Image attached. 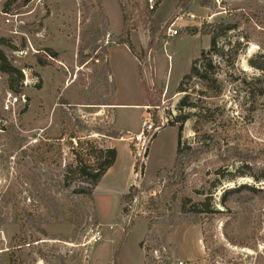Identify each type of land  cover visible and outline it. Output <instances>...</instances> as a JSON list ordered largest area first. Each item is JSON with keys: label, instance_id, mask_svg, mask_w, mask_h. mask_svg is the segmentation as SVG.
<instances>
[{"label": "rangeland", "instance_id": "374dc122", "mask_svg": "<svg viewBox=\"0 0 264 264\" xmlns=\"http://www.w3.org/2000/svg\"><path fill=\"white\" fill-rule=\"evenodd\" d=\"M8 1L0 38L24 80L21 103L5 111L0 71V264H264V80L250 63L264 58V0H156L154 10L125 0L129 23L119 0ZM224 26L233 29L209 56L217 85L192 79L179 93L211 49L201 31ZM187 95L196 108H180ZM187 115L182 142L202 151L174 185ZM147 119L162 128L140 158L128 134ZM108 148L117 165L87 198L67 166L93 165L91 149Z\"/></svg>", "mask_w": 264, "mask_h": 264}, {"label": "trees", "instance_id": "16d2710c", "mask_svg": "<svg viewBox=\"0 0 264 264\" xmlns=\"http://www.w3.org/2000/svg\"><path fill=\"white\" fill-rule=\"evenodd\" d=\"M20 0H9L7 4H18ZM31 0H24L25 3H29ZM184 0L181 1V3ZM125 0H119L124 19L126 23L131 22L130 14L128 13V9L124 4ZM163 2V0H160V5ZM158 9V7H157ZM157 9L155 11L150 12V16H154L157 12ZM7 10H9L7 8ZM233 29L232 26H224L221 29H215V31H211L204 29L201 31L202 34L211 36V49L209 51H202L200 58L194 61L190 73L185 77L183 84L181 85V88L179 90V93L186 92L184 90V84L185 82H188L192 79H198L199 81L203 82L204 84H207L208 89L211 90L215 85H217V79L213 76V78H210L208 76V73L210 70L215 71V66L213 65L212 60L209 58V56L215 52L216 50V43L217 40L222 37L226 32L231 31ZM197 30L192 31V34H196ZM125 35L127 37V40L122 42L124 44H127L131 50V52L136 56V58L140 62L139 70L140 73L142 72V64L141 61L143 60V56L139 54L133 45L132 41L130 40L131 35V29L126 28L125 29ZM8 46V42L6 39L0 38V71L8 76V87L9 89L14 92L17 95L22 94V88H23V80L24 76L16 69L12 63H10L6 57V54L3 50V48ZM240 51L239 47L235 49L234 56L238 54ZM216 54L218 56L224 57L225 53L221 51L220 49L216 51ZM86 57V56H85ZM251 66L256 68L257 70H260L263 74V80H264V58L258 59V60H252ZM199 64H204V70L202 71L199 67ZM261 80H258L260 82ZM264 84V83H263ZM180 108L181 109H194L195 104L190 101V95H187L181 102H180ZM190 116H184L180 117L178 119V123H181V128L179 131V142H178V149H177V155H176V163L174 168V173L171 177L172 183L174 185L179 184L182 180L185 178V172L186 167L190 163H192L194 160L198 158V156L201 154L202 147H196L193 148L192 146L182 142V136L181 132L183 130L182 125L189 119ZM154 121L156 124H159V119L157 117H154ZM211 137H208V140H210ZM213 147V145L208 146ZM93 155H97L95 157V163L93 165H77L73 167V165L68 164L67 166V174H74L75 177L79 176V183H80V191L78 193L83 194L87 198H92L93 191L96 189L98 184L103 180V178L106 176L108 171L114 167L116 164L117 158H118V151L114 148H108L101 151H95L91 149ZM78 164V163H77ZM251 177L255 178L256 180H260L256 178L254 175H250ZM264 179V177L262 178ZM82 187V189H81ZM87 188V189H85ZM236 190H229L225 192V198L223 205L226 204L227 197L234 192H237ZM239 191V190H238ZM138 189L135 186H132L128 192V194L124 195L123 200L126 204H131L136 196L138 195ZM199 203L195 202L192 197H185L184 198V208H187V206H190V210L193 214H203V211L198 209ZM128 208V207H127ZM125 208V212H128V209ZM189 212V211H188ZM219 213V211L209 210L206 214H215ZM22 231V228H21ZM24 242L26 243V240L24 239ZM28 244V243H26ZM117 256V254H116Z\"/></svg>", "mask_w": 264, "mask_h": 264}, {"label": "built area", "instance_id": "2783aa9c", "mask_svg": "<svg viewBox=\"0 0 264 264\" xmlns=\"http://www.w3.org/2000/svg\"><path fill=\"white\" fill-rule=\"evenodd\" d=\"M150 4V9L154 10L156 6V0H148ZM171 36H175L178 34L177 31L169 30ZM23 99V96H18L17 94L9 91L5 95V111H13ZM162 125L156 126L152 123L151 119H147V121L143 125L142 131L137 135L128 134L132 142L135 144V147L138 149V156L141 158V154L143 151L147 150V145L149 141L155 136L156 133L162 128ZM103 240V233L101 230H96L93 233L91 242H99Z\"/></svg>", "mask_w": 264, "mask_h": 264}, {"label": "crops", "instance_id": "0c3cea01", "mask_svg": "<svg viewBox=\"0 0 264 264\" xmlns=\"http://www.w3.org/2000/svg\"><path fill=\"white\" fill-rule=\"evenodd\" d=\"M118 160H119V152H118V158H117V161H118ZM117 161H116V164L114 165V167L111 168V169L108 171V173L114 171V169H115V167H116V165H117ZM108 173H107V174H108ZM107 174H106V175H107ZM98 185H99V184H98ZM98 187H99V186H97L95 190H97Z\"/></svg>", "mask_w": 264, "mask_h": 264}]
</instances>
